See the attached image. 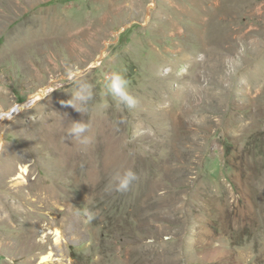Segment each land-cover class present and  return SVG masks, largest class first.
<instances>
[{"label":"rangeland","instance_id":"rangeland-1","mask_svg":"<svg viewBox=\"0 0 264 264\" xmlns=\"http://www.w3.org/2000/svg\"><path fill=\"white\" fill-rule=\"evenodd\" d=\"M0 264H264V0H0Z\"/></svg>","mask_w":264,"mask_h":264},{"label":"clouds","instance_id":"clouds-1","mask_svg":"<svg viewBox=\"0 0 264 264\" xmlns=\"http://www.w3.org/2000/svg\"><path fill=\"white\" fill-rule=\"evenodd\" d=\"M165 69V73H167ZM186 71V66L180 69V73ZM106 88L108 94L119 105L132 110L136 108L138 99L129 90V80L120 71H112L106 77ZM71 99L66 101V104L75 108L80 113H86L89 102L93 100L94 89L93 85L87 80H77L75 91L71 93ZM118 123H123V120ZM90 123L85 121H73L68 130L70 138L78 142L83 148H87L93 142V138L88 135L90 131ZM138 180L137 173L132 169L117 172L113 177L114 190L117 192H127L135 181ZM83 215L87 216L89 220L93 219V215L88 209L83 210Z\"/></svg>","mask_w":264,"mask_h":264},{"label":"bare ground","instance_id":"bare-ground-1","mask_svg":"<svg viewBox=\"0 0 264 264\" xmlns=\"http://www.w3.org/2000/svg\"><path fill=\"white\" fill-rule=\"evenodd\" d=\"M100 62H97L96 64H99ZM51 91H53V88H49L47 90H43L42 92L36 94L35 96H33L28 103H26L25 105H19L15 108V110L11 113H9V115H11L10 118L18 115L19 113H22V111L30 106H33L35 104H37L40 100H42L48 93H50ZM7 115V114H6ZM28 174V170L27 168L23 169V175H21V177H23L24 175ZM52 256V255H50ZM50 256L45 257L44 259H48Z\"/></svg>","mask_w":264,"mask_h":264}]
</instances>
